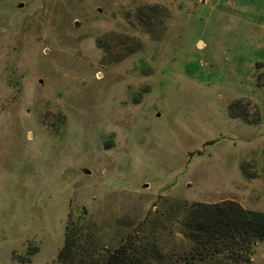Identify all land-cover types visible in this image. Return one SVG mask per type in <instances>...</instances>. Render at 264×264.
Instances as JSON below:
<instances>
[{
    "label": "rangeland",
    "instance_id": "1",
    "mask_svg": "<svg viewBox=\"0 0 264 264\" xmlns=\"http://www.w3.org/2000/svg\"><path fill=\"white\" fill-rule=\"evenodd\" d=\"M224 200L264 212V0H0V264L172 253Z\"/></svg>",
    "mask_w": 264,
    "mask_h": 264
},
{
    "label": "trees",
    "instance_id": "2",
    "mask_svg": "<svg viewBox=\"0 0 264 264\" xmlns=\"http://www.w3.org/2000/svg\"><path fill=\"white\" fill-rule=\"evenodd\" d=\"M188 248L165 253L156 240H146V251L134 239H124L103 254L80 258L90 243L69 239L59 252L61 264H240L248 261L252 244L264 239V212L238 202H192L177 219ZM89 250V249H88Z\"/></svg>",
    "mask_w": 264,
    "mask_h": 264
}]
</instances>
